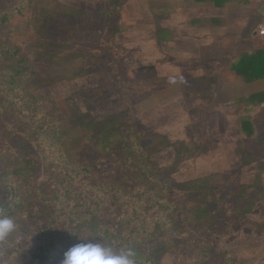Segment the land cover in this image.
Here are the masks:
<instances>
[{
	"label": "rangeland",
	"instance_id": "obj_1",
	"mask_svg": "<svg viewBox=\"0 0 264 264\" xmlns=\"http://www.w3.org/2000/svg\"><path fill=\"white\" fill-rule=\"evenodd\" d=\"M189 5L186 0H0V15L9 14L0 25V204L11 203L16 193L24 200L16 222L18 245L5 252L2 264H33L34 226L27 211L42 202L36 186L47 175L45 149L36 142L37 136L51 142L43 135L46 113L19 101L24 93L53 102L49 110L57 121L51 120L69 133L85 132L74 127L81 117H121L144 144L156 172L149 182L133 175L140 172L128 157L117 161L111 150L95 146L97 141L65 148L74 161L91 167L88 186L74 193L78 201L86 200V193L111 191L102 184L124 187L121 218L117 221L112 212L118 205L110 201L92 222L94 230L83 228L86 233L101 234L107 225L115 231L116 223L134 218L140 203L134 225L146 219L144 231L132 247H123L139 251V260L264 264V128L253 139L244 137L239 122L246 111L232 90L224 92L233 80L225 75L229 58L213 54L215 42L198 38L202 32L191 22L198 15ZM62 163L68 165L66 159ZM148 184L156 187L149 191ZM152 192L172 201L167 225L157 220V208L146 207ZM59 196L71 199L68 193Z\"/></svg>",
	"mask_w": 264,
	"mask_h": 264
},
{
	"label": "trees",
	"instance_id": "obj_2",
	"mask_svg": "<svg viewBox=\"0 0 264 264\" xmlns=\"http://www.w3.org/2000/svg\"><path fill=\"white\" fill-rule=\"evenodd\" d=\"M8 19L9 14L0 15V25L4 24ZM19 101H22L31 110L38 108V111L46 113L42 116L41 120L43 123L48 122V133L45 132L43 135L51 141L45 143L41 136L36 137L39 147H42V150L43 148L45 149L42 159L45 167H47V175L36 186L37 190L42 191L40 198L42 202L35 209L30 207L27 211V220L34 226V234L31 238L33 239L34 247L30 251L33 264H60L64 251L77 242L78 235L111 244L114 249L125 246L132 247L138 240L137 236L144 231L143 225L147 221L144 219L134 225L135 220H140L137 211L138 207H142L143 204H135L132 214L135 219L131 218L116 223L115 231L111 230L112 228L107 225L101 234L97 233V231L94 234L86 233L83 228L87 227V229L94 230L92 222L101 218L103 210L110 201L118 205L116 210L112 212H117L116 217H119L117 221L121 218L120 199L124 187L118 184H102L100 186L105 188L110 187L111 191L102 193L100 191L98 195L94 192L95 186L91 188L93 193H95L94 197L86 193L87 199L78 201L74 197V193L78 186H88V183L92 179L91 167L86 163L74 161L72 155L70 154L71 156H69L65 148H74L79 143L80 146H89L90 144L93 145L92 142L97 141L96 145H94H102L104 151L107 149L111 150V155H114L117 161L121 159L124 161V158L128 157L140 172L134 173V176L140 175L147 182L151 181V179L155 180L156 172L149 164L148 155H146L143 149L145 148L144 144L141 142L140 136L136 135L134 125L128 121L123 122L121 117H102L98 120L81 117L78 119L77 125L73 126L76 129L83 127L85 132L83 134H81L82 132L75 134L76 132L73 131L69 133V130H64L62 124L60 126L59 123L53 122L57 121L56 113L49 110V105L54 103L48 98L24 93L19 98ZM0 103H3V101L0 100ZM125 132L128 136L125 135ZM97 136L104 138V141H98ZM57 148H59L60 152ZM64 159L67 160L68 165L62 163ZM49 160L51 161L47 163ZM3 187L7 188L6 185ZM154 187L156 186H149V184L146 186L149 191L153 190ZM60 193L63 195L68 193L71 199L63 200L59 196ZM16 196L21 197L17 193L15 194ZM15 197L11 203L4 202L0 204V215L8 216L15 222V229L7 236L0 238V264L3 262L2 258L8 252H12L14 247L18 245V242H16L18 233L16 222L23 213L24 200ZM171 203L172 201L162 198L158 192H152L145 204L148 209L157 208L155 212L159 213L157 215L159 219L157 220L167 225L170 222L165 217V212L172 208ZM131 225H134L132 226V231L126 232L127 227ZM152 226L154 227L156 224ZM144 227L147 228V226ZM19 243L22 246L20 240ZM133 251L137 264H155V258L146 256V258L139 260V257H141L139 251L135 249Z\"/></svg>",
	"mask_w": 264,
	"mask_h": 264
},
{
	"label": "crops",
	"instance_id": "obj_3",
	"mask_svg": "<svg viewBox=\"0 0 264 264\" xmlns=\"http://www.w3.org/2000/svg\"><path fill=\"white\" fill-rule=\"evenodd\" d=\"M186 1L198 15L191 21L202 32L198 38L215 42L220 49L213 48V54L229 58L225 75L233 80L223 90L226 95L232 90L234 101L246 111L239 122L244 137H257L264 128V17L252 0Z\"/></svg>",
	"mask_w": 264,
	"mask_h": 264
},
{
	"label": "clouds",
	"instance_id": "obj_4",
	"mask_svg": "<svg viewBox=\"0 0 264 264\" xmlns=\"http://www.w3.org/2000/svg\"><path fill=\"white\" fill-rule=\"evenodd\" d=\"M14 229V220L0 215V238ZM60 264H137V261L131 249L117 250L111 244L78 235L77 242L64 251Z\"/></svg>",
	"mask_w": 264,
	"mask_h": 264
},
{
	"label": "built area",
	"instance_id": "obj_5",
	"mask_svg": "<svg viewBox=\"0 0 264 264\" xmlns=\"http://www.w3.org/2000/svg\"><path fill=\"white\" fill-rule=\"evenodd\" d=\"M252 1L256 4L259 13L264 17V0H252Z\"/></svg>",
	"mask_w": 264,
	"mask_h": 264
}]
</instances>
